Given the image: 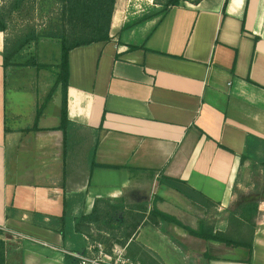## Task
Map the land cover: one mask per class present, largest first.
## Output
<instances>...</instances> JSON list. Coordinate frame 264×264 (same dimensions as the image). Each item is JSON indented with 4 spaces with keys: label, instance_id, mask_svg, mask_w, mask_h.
Segmentation results:
<instances>
[{
    "label": "crops",
    "instance_id": "1",
    "mask_svg": "<svg viewBox=\"0 0 264 264\" xmlns=\"http://www.w3.org/2000/svg\"><path fill=\"white\" fill-rule=\"evenodd\" d=\"M145 2L147 15L136 5ZM165 2L117 0L113 39L70 52L75 154L69 147L65 154L62 131L47 130L60 124V112L42 116L39 131L11 126L0 32V229L7 264H65L67 252L96 242L94 233H113L83 215L98 200L110 201L112 210L121 199L126 213L113 215L114 233L133 260L264 264V200L251 250L193 236L151 214L154 204L193 229L208 223L225 231L239 195L264 186V0H185L163 12ZM86 138L97 165L81 156L79 168ZM169 179L215 206H198ZM65 202L74 219L66 238ZM199 211L204 221L185 223Z\"/></svg>",
    "mask_w": 264,
    "mask_h": 264
},
{
    "label": "trees",
    "instance_id": "2",
    "mask_svg": "<svg viewBox=\"0 0 264 264\" xmlns=\"http://www.w3.org/2000/svg\"><path fill=\"white\" fill-rule=\"evenodd\" d=\"M57 7V21L54 17L50 19L48 26L39 29L31 22L25 23L18 29L14 28L12 19L15 15L23 14L28 8L33 9L35 0H2L0 4V32L5 34L4 40V68L5 85L10 89L9 79L11 75L20 68H30L36 72L55 67V81L51 91L45 99L43 105L38 109L34 126L29 130H42L39 126L43 111L54 97L61 93L62 102L60 107V124L47 130H60L64 134L65 154L72 137L71 121L68 118V85H69V54L72 50L91 45L97 42H107L113 39L111 28L116 9L117 0H53ZM185 0H166V12L169 8L178 6ZM128 25L126 28L130 27ZM43 39H56L60 44V57L54 64H48L40 60L38 54L26 55L27 49L36 45L39 46ZM95 155V153H94ZM94 161L92 166H96ZM170 187L190 198L198 206L207 208L215 206L203 194L191 189L186 183L178 179H169ZM264 200V186L259 183L254 190L247 195H239L233 208L230 210L229 226L225 231H215L213 225L203 224L199 229L186 226L177 218L163 213L153 204L151 214L164 221L173 223L186 229L191 235L203 238L207 241H218L230 247H247L250 250L253 246V237L256 231V219L259 214L261 201ZM107 204L106 211H99V204ZM110 201L98 200L95 210L90 215H83L82 219L90 222L96 221L101 229L110 231L111 236H115L114 231L119 228L115 226L114 214L126 213L124 199L117 200L110 210ZM70 203L65 202V210L61 216L62 232L66 238L68 226L72 224V212L69 210ZM140 217H142L140 215ZM120 230V229H118ZM3 231L0 229V264H7L6 241L2 237ZM115 242L125 245V241L116 238ZM65 264H78V260L70 255H66Z\"/></svg>",
    "mask_w": 264,
    "mask_h": 264
},
{
    "label": "rangeland",
    "instance_id": "3",
    "mask_svg": "<svg viewBox=\"0 0 264 264\" xmlns=\"http://www.w3.org/2000/svg\"><path fill=\"white\" fill-rule=\"evenodd\" d=\"M0 4H2V0H0ZM136 5L138 10L142 11V14L147 15L151 12L149 11L150 8H148L147 2ZM34 6L35 7H33V9L28 8L23 12V14L15 15L13 17L12 24H14L15 29H18L27 22H31L32 24L37 25L39 29H44L46 26H48L51 18L54 17V21L58 20L57 7L54 6L53 0H35ZM32 54H38L40 60L45 63L56 65V62L60 57L59 41L56 39H43L39 46L32 45L27 49L26 55L30 56ZM55 69V67H52L36 72V70L34 69L20 68L15 71L13 75H11L9 79L10 89L8 90V112L11 122L10 124L13 128L24 131L34 126L37 111L43 105L46 97L53 87L56 77ZM61 102L62 96L61 93H58L54 97V99L47 105V108L43 111V116H48L52 119H54L56 115L59 116V105L61 104ZM83 140H85V143L82 141L81 143L82 145H85V147H83V150L80 148L79 149L82 151H80L81 154L84 153V155H79V168L82 166L81 162H84V160L82 161V157H84L85 162L87 160H89L90 162L93 160L94 156L92 140H90L89 138ZM86 140H90V142ZM68 147L71 151L70 153H72L74 150L73 154H75V152L77 151V141L74 139V137L70 138ZM74 169L75 167L73 166V162L69 161L68 170ZM139 197L140 198L138 200H148V197L145 195H140ZM210 217L211 215L208 216V218ZM203 219L205 220L204 214L199 211L196 212L195 216H193L191 219H186L185 223L198 226L202 221H204ZM94 237L95 238L93 241L104 243L109 251L111 250L113 245L117 243L115 242L117 240L115 236L108 237L104 234L94 233ZM145 256H148V253H145ZM135 261L143 264L139 259H136ZM145 262L146 264L156 263V261L149 260L147 257Z\"/></svg>",
    "mask_w": 264,
    "mask_h": 264
},
{
    "label": "built area",
    "instance_id": "4",
    "mask_svg": "<svg viewBox=\"0 0 264 264\" xmlns=\"http://www.w3.org/2000/svg\"><path fill=\"white\" fill-rule=\"evenodd\" d=\"M78 264H140L127 254V245L115 243L109 251L104 243L96 241L79 252H67Z\"/></svg>",
    "mask_w": 264,
    "mask_h": 264
}]
</instances>
